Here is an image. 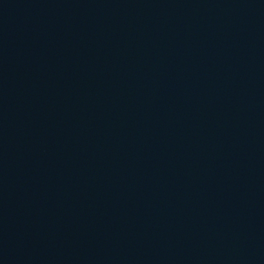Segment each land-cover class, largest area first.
Wrapping results in <instances>:
<instances>
[{
	"label": "water",
	"instance_id": "95a60500",
	"mask_svg": "<svg viewBox=\"0 0 264 264\" xmlns=\"http://www.w3.org/2000/svg\"><path fill=\"white\" fill-rule=\"evenodd\" d=\"M0 264H264V0H0Z\"/></svg>",
	"mask_w": 264,
	"mask_h": 264
}]
</instances>
